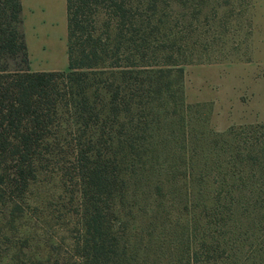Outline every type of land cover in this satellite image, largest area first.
<instances>
[{"label":"trees","instance_id":"16d2710c","mask_svg":"<svg viewBox=\"0 0 264 264\" xmlns=\"http://www.w3.org/2000/svg\"><path fill=\"white\" fill-rule=\"evenodd\" d=\"M177 1L189 6L68 0L69 68L33 70L22 2L0 0V198L8 194L22 218L41 172L69 148L61 174L80 217L64 264H139L142 250L140 264H238L239 229L264 232V121L214 128L212 107L194 115L204 104L186 101L182 60L172 52L148 64L141 53L148 23ZM171 193L185 221L169 241L179 255L165 263L150 257L157 237L132 242L126 233L144 203L158 200L157 216ZM259 236L250 264H264Z\"/></svg>","mask_w":264,"mask_h":264},{"label":"rangeland","instance_id":"374dc122","mask_svg":"<svg viewBox=\"0 0 264 264\" xmlns=\"http://www.w3.org/2000/svg\"><path fill=\"white\" fill-rule=\"evenodd\" d=\"M188 4L177 1L173 11H163L158 24L148 23L140 36L144 60L163 63L172 52L182 60L186 101L204 104L195 107L194 115H207L212 107L214 128L264 121V0H189ZM103 22L101 17V29ZM72 158L67 146L55 152L33 184L22 218L16 220L8 194L3 197L6 200L0 198V264L65 263L63 257L78 235L80 217L71 179L61 174ZM179 197L173 200L172 193L167 194L157 216L153 208L158 200L152 198V208L147 210L144 203L136 210L137 224L127 228L132 242L147 243L157 237L154 246L159 248L150 255L152 260L166 263L179 255L171 252L176 250L169 244L176 241L181 228L174 226L185 221ZM239 230L238 264H250L246 253H254L264 232L260 227Z\"/></svg>","mask_w":264,"mask_h":264},{"label":"crops","instance_id":"0c3cea01","mask_svg":"<svg viewBox=\"0 0 264 264\" xmlns=\"http://www.w3.org/2000/svg\"><path fill=\"white\" fill-rule=\"evenodd\" d=\"M21 2L31 69H68V0Z\"/></svg>","mask_w":264,"mask_h":264}]
</instances>
